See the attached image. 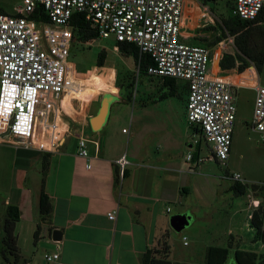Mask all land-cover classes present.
<instances>
[{
  "label": "built area",
  "instance_id": "built-area-1",
  "mask_svg": "<svg viewBox=\"0 0 264 264\" xmlns=\"http://www.w3.org/2000/svg\"><path fill=\"white\" fill-rule=\"evenodd\" d=\"M186 2L21 0V5L13 7L10 13H0V142L10 138L17 147L48 154L65 144L69 131L59 139L51 137V132L56 112L73 86L70 80H77L75 64L70 60L71 49L77 44L71 26L75 14L96 32L99 40L133 45L140 54L148 55L152 61L146 71L148 77L186 83L185 119L200 135L186 155V161L193 163L194 168L204 162L224 163L229 158L236 120L234 95L238 89L253 90L249 127L264 138V85L259 75L254 67L248 68L253 69L254 79L251 85H243L233 83L228 76L212 74V50L220 44L209 48L182 41ZM263 8L264 0H234L231 16L250 22ZM36 9L41 10L46 21L33 18ZM221 58L219 50V62ZM218 68L221 70L219 64ZM88 143L82 134L77 137L78 157L90 159ZM115 163L121 173L129 164L126 156ZM90 167L86 164L87 169ZM230 179L245 186L239 174ZM165 211L168 214L171 209ZM107 217L114 220L115 212ZM182 240L186 245L187 238ZM44 258L56 261L59 254Z\"/></svg>",
  "mask_w": 264,
  "mask_h": 264
},
{
  "label": "crops",
  "instance_id": "crops-1",
  "mask_svg": "<svg viewBox=\"0 0 264 264\" xmlns=\"http://www.w3.org/2000/svg\"><path fill=\"white\" fill-rule=\"evenodd\" d=\"M187 5H191L192 9H200L196 0H187L184 14L189 9ZM211 73L228 76L245 85L243 77L236 78L239 75L236 70L223 71L212 66ZM243 89L253 92L249 88ZM120 106L117 101L114 105L110 103L108 119L99 131L94 132L88 123V127L75 131V134L70 132L68 137H74V146L70 150L63 146L60 151L48 154L17 147L10 138L0 142V238L6 209L8 206H16L19 219L14 226V236L22 262L142 264L144 253L148 250H161L160 242L165 239L163 241L168 246L166 259L171 264H205L207 249L216 247L217 241L226 243L230 256L236 249L243 250L240 248L243 243L259 242L253 240V234L249 235L252 232L248 220L249 211L253 212L258 208H255L256 202L250 206L248 200L244 207L241 201L234 200L235 196L232 194V212L224 234L219 236L215 231L206 233L205 241L200 244V255L195 254L191 247L183 251L177 261H171L168 244L170 233L166 230L171 211L167 214L165 210L170 207L166 206L159 212L158 201L179 203L180 209H183L184 195L194 193L193 181L186 182V179L196 174V168L193 163L186 161V156L183 161L188 163L187 169L180 159L162 157L158 148L152 145L148 147L140 143L138 148H133L134 151L123 153L119 141L117 142L115 128L110 123L122 116ZM87 117L88 115L80 117L78 122L85 121ZM54 132H51V137L59 139L60 136ZM81 134L89 140L90 159L76 155L77 137ZM189 150H193L191 144L187 146L186 152ZM122 156H126L129 162L123 170L124 176L115 163ZM43 163L48 165L45 176L42 174ZM88 163L91 166L89 169L86 168ZM115 171L119 174L117 183ZM42 180L52 208L50 216L44 222L39 217ZM110 212H115L114 220L108 219L107 214ZM38 226L39 239L34 244ZM54 230L61 231L60 241L52 240ZM243 232L249 235L246 242L242 238ZM183 246L189 247L190 244L187 242ZM56 252L59 254L58 260H45V255ZM229 261L235 262L232 258ZM0 264H3L1 256Z\"/></svg>",
  "mask_w": 264,
  "mask_h": 264
},
{
  "label": "rangeland",
  "instance_id": "rangeland-1",
  "mask_svg": "<svg viewBox=\"0 0 264 264\" xmlns=\"http://www.w3.org/2000/svg\"><path fill=\"white\" fill-rule=\"evenodd\" d=\"M196 4L200 7L199 10L187 5L188 10L194 12L188 13L187 10L185 13L181 33L182 41L190 45L200 43L199 39H213L214 34L204 32L203 29L209 26L217 28L218 23L229 16L234 0H196ZM19 5L21 0H0V8L6 13H10L13 7ZM229 39L230 36H226L217 44H220L219 46L214 47L212 50L214 61L217 62L219 59V50H222V57L228 55L236 58L233 38L232 43H229ZM102 50L106 53L104 67L94 66ZM70 60L75 64L77 80H70L73 86L67 90L60 111L56 112L52 131L57 132V136L61 137L66 130L75 134V131L88 127L89 119L97 113L102 99L110 96L113 99L111 103L114 105L117 101L123 110L120 118L110 122L118 135L117 142L119 141L123 153L134 151L133 148H138L140 143L148 147L152 145L158 148L162 157L180 159L187 169L188 163L183 161L187 155L186 148L194 140H199L200 135L187 125L186 97L179 84L176 96L163 98V95H167V90L162 86V80L139 76L133 59L121 55L115 49L112 39L77 43L71 49ZM252 72L253 69H249L243 77L245 85L252 84L254 79ZM258 75L260 83L264 85V68ZM234 97L236 120L227 161L219 164L204 162L197 166L196 174L186 179V182L193 181L194 193L184 195L183 209H180L179 203L168 204L158 201L159 212L166 206L171 208L168 221L178 212L192 216L189 225L180 233L172 230L169 224L166 228L170 233L168 244L171 261H177L183 251L191 247L195 254L200 255V244L205 241L206 233L215 231L219 236L224 234L228 217L232 212L230 187L235 184L230 179L232 175L239 174L246 188V195L235 197L234 200L241 201L244 207L249 200L250 206L251 203L257 202L259 208H264V138L249 127L254 94L248 89L241 88ZM72 100L74 102L71 103ZM145 107L146 109H143ZM87 115L85 121L78 122L80 117ZM107 119L108 117L106 121ZM123 128L126 130L125 134H122ZM73 139V136L67 138L63 145L66 150L74 146ZM206 154L207 150L204 148L203 155ZM249 213L251 216L252 212ZM262 229L264 230V223ZM251 231L249 235H254V230ZM249 235H246V232L242 233L245 242ZM183 236L187 237L189 247L183 246ZM159 246L162 249V246ZM216 247L227 248V245L223 241H217ZM240 248L247 252L264 254V243L260 241L243 243Z\"/></svg>",
  "mask_w": 264,
  "mask_h": 264
},
{
  "label": "trees",
  "instance_id": "trees-1",
  "mask_svg": "<svg viewBox=\"0 0 264 264\" xmlns=\"http://www.w3.org/2000/svg\"><path fill=\"white\" fill-rule=\"evenodd\" d=\"M209 1V0H206ZM232 9V8H231ZM194 12V10H188V13ZM0 13L5 11L0 8ZM187 13V12H186ZM186 14H184L183 20H185ZM33 18H41L42 21H46L45 15L42 14L40 9H36ZM71 26L73 28L74 39L77 43H88L90 41L97 40V34L95 31L83 21L80 15L75 14L72 18ZM204 32H211L214 34L213 39H199L198 46L214 47L221 42L226 36L233 38V46L236 51V58L228 55H224L220 62L213 60V68L217 69L218 64L223 71H229L235 69L238 74L243 73L251 65L254 66L259 74L264 68V8L260 11L254 21H241L238 18L231 16V11L228 17L222 19L218 23L217 28L209 26ZM117 51L125 56L131 57L137 67L139 76H147V68L152 65V61L148 55L140 54L139 50L133 45L125 43L115 44ZM106 53L102 50L98 56L94 66L104 67V61ZM237 60V64H236ZM249 70V69H248ZM248 70L242 75L236 78L244 77ZM229 73H232L229 72ZM162 80V86L167 90V95H163V98H171L176 96L178 84L182 91L187 94L186 83H180L173 79L164 78ZM130 86V85H129ZM121 88V87H120ZM90 128V126H89ZM199 132V131H196ZM199 150L194 153V159L198 156ZM48 169V165L43 163L42 174ZM115 183L118 182V172L115 171ZM125 172H123V175ZM44 180H42L41 193L39 196V217L40 221L44 222L51 214L52 208L48 196L44 192ZM245 186L235 182L230 187V192L233 196L238 197L245 194ZM264 208H257L251 214L249 220V226L254 230L253 240L264 242L263 220H264ZM19 219L18 208L16 206H8L6 209V215L2 224V235L0 238V256L3 264H25L22 262L18 249L16 246V238L14 236V226ZM166 235H164L165 237ZM39 239V226L34 234V244ZM162 249L158 252L155 250H148L142 256V264H171L166 259L168 251L167 244L162 240L160 242ZM160 256V257H157ZM233 259L237 264H264V254H256L253 252H247L240 249H236L232 256H230V250L228 248L210 247L205 254V264H228L229 259Z\"/></svg>",
  "mask_w": 264,
  "mask_h": 264
},
{
  "label": "water",
  "instance_id": "water-1",
  "mask_svg": "<svg viewBox=\"0 0 264 264\" xmlns=\"http://www.w3.org/2000/svg\"><path fill=\"white\" fill-rule=\"evenodd\" d=\"M112 101H113L112 97L110 96L104 97L100 103L96 115L90 118L89 126L94 132L99 131L102 128V126L105 124L108 115L109 105ZM8 134L9 132H6L5 136H8ZM190 221H191V216H189L187 213L177 214V215H173L170 218L169 224L172 230H174L177 233H180L181 231L184 230L185 227L189 225ZM52 240L60 241L61 231L54 230L52 232ZM228 264H237V263L229 262Z\"/></svg>",
  "mask_w": 264,
  "mask_h": 264
},
{
  "label": "bare ground",
  "instance_id": "bare-ground-1",
  "mask_svg": "<svg viewBox=\"0 0 264 264\" xmlns=\"http://www.w3.org/2000/svg\"><path fill=\"white\" fill-rule=\"evenodd\" d=\"M233 83H235V84H236V83L239 84V83H238L237 81H235V80H233ZM255 204L257 205V202H256Z\"/></svg>",
  "mask_w": 264,
  "mask_h": 264
}]
</instances>
